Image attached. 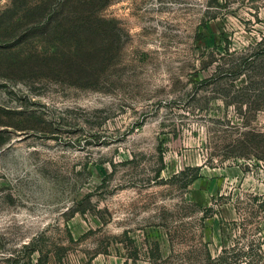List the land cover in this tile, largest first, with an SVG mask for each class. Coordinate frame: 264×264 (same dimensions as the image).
<instances>
[{
	"label": "rangeland",
	"instance_id": "rangeland-1",
	"mask_svg": "<svg viewBox=\"0 0 264 264\" xmlns=\"http://www.w3.org/2000/svg\"><path fill=\"white\" fill-rule=\"evenodd\" d=\"M0 264H264V0H0Z\"/></svg>",
	"mask_w": 264,
	"mask_h": 264
},
{
	"label": "trees",
	"instance_id": "trees-1",
	"mask_svg": "<svg viewBox=\"0 0 264 264\" xmlns=\"http://www.w3.org/2000/svg\"><path fill=\"white\" fill-rule=\"evenodd\" d=\"M33 27H35V25H32ZM37 26H39V25H37ZM196 170V169H195ZM200 170V169H199ZM198 170V168H197V170H196V173L186 182V186H188L189 184H191V183H193V182H195L197 179H199L200 177H201V173H200V171ZM182 173H185V170L184 171H182ZM8 259L9 260H11V259H14L15 260V262L17 261L16 259V256H14V257H8Z\"/></svg>",
	"mask_w": 264,
	"mask_h": 264
}]
</instances>
